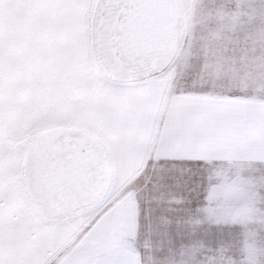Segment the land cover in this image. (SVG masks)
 I'll list each match as a JSON object with an SVG mask.
<instances>
[{"label": "crops", "instance_id": "crops-1", "mask_svg": "<svg viewBox=\"0 0 264 264\" xmlns=\"http://www.w3.org/2000/svg\"><path fill=\"white\" fill-rule=\"evenodd\" d=\"M176 2L181 15H264V0ZM94 3L0 0V264H219L209 240L227 219L264 258L263 61L241 70L190 40L158 75L108 81L90 50ZM56 130L92 139L110 184L95 208L49 223L2 178L26 191L28 149Z\"/></svg>", "mask_w": 264, "mask_h": 264}, {"label": "water", "instance_id": "water-1", "mask_svg": "<svg viewBox=\"0 0 264 264\" xmlns=\"http://www.w3.org/2000/svg\"><path fill=\"white\" fill-rule=\"evenodd\" d=\"M89 27L95 68L115 83L161 73L175 58L184 34L176 0H95ZM23 177L37 215L49 223L95 208L110 184L99 146L70 130L37 138L26 154Z\"/></svg>", "mask_w": 264, "mask_h": 264}, {"label": "rangeland", "instance_id": "rangeland-1", "mask_svg": "<svg viewBox=\"0 0 264 264\" xmlns=\"http://www.w3.org/2000/svg\"><path fill=\"white\" fill-rule=\"evenodd\" d=\"M89 17H91V13ZM182 18L184 34L182 43L175 57L179 56L181 51L186 50L185 48H187V45L191 43L190 40H194V48L208 41L211 45H215L207 48L210 49L212 53L240 56L241 62L239 65L241 66V70L246 69V71H248L249 62L247 61L249 55H257L256 58L258 61H263V68L260 69L262 63H257V69L264 71V15H202L188 13L187 15H182ZM2 180L14 184V189L11 190L12 194H14L18 200H22L28 204V195L26 191L17 184V178L15 176L7 175L2 178ZM21 182L23 183V178H21ZM227 193L230 196L232 192H225L226 199ZM243 195H246L244 199L247 200V191L242 192V196ZM228 208L231 209V207H226L225 209L228 210ZM242 209H244L243 213L245 218H247V204L245 208ZM227 220L223 225L224 238L209 240V245L216 247L215 249L218 248L217 250L220 249V252L224 250L223 253H220L218 256V263L263 264V256L257 255L258 251H256L259 249V243L249 236L248 225L241 224L242 226L244 225L246 231L244 234L246 236H244L241 234L243 232L240 233L239 230L233 229L234 224L231 220ZM209 257H211V255Z\"/></svg>", "mask_w": 264, "mask_h": 264}, {"label": "trees", "instance_id": "trees-1", "mask_svg": "<svg viewBox=\"0 0 264 264\" xmlns=\"http://www.w3.org/2000/svg\"><path fill=\"white\" fill-rule=\"evenodd\" d=\"M33 209H34V211H35V213H36V210H35V208L33 207ZM37 214V213H36Z\"/></svg>", "mask_w": 264, "mask_h": 264}]
</instances>
